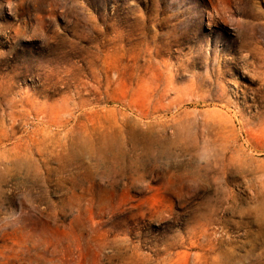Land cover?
Masks as SVG:
<instances>
[{
    "label": "rangeland",
    "instance_id": "obj_1",
    "mask_svg": "<svg viewBox=\"0 0 264 264\" xmlns=\"http://www.w3.org/2000/svg\"><path fill=\"white\" fill-rule=\"evenodd\" d=\"M0 264H264V0H0Z\"/></svg>",
    "mask_w": 264,
    "mask_h": 264
}]
</instances>
